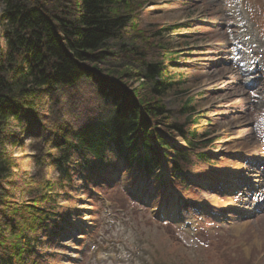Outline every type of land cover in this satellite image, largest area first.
I'll return each mask as SVG.
<instances>
[{"label":"trees","instance_id":"16d2710c","mask_svg":"<svg viewBox=\"0 0 264 264\" xmlns=\"http://www.w3.org/2000/svg\"><path fill=\"white\" fill-rule=\"evenodd\" d=\"M144 7L143 0H0V264H42L40 252L74 217L63 202L77 176L89 182L122 171L130 185L164 195L162 158L173 186L185 183L192 157L209 158L197 150L207 135L174 121L164 102L187 83L165 40L174 27L147 35L138 22ZM156 47L162 58H149ZM181 112L196 113L192 97ZM176 135L185 148L172 144ZM25 136L30 159L57 176L20 168L15 149Z\"/></svg>","mask_w":264,"mask_h":264},{"label":"rangeland","instance_id":"374dc122","mask_svg":"<svg viewBox=\"0 0 264 264\" xmlns=\"http://www.w3.org/2000/svg\"><path fill=\"white\" fill-rule=\"evenodd\" d=\"M143 1L139 28L150 36L174 27L165 40L187 81L164 102L174 121L207 135L197 150L209 158L192 157L185 183L164 195L130 185L122 171L98 181L77 176L63 202L74 217L40 252L42 264H264V178L254 182L264 172V0ZM151 50L149 58H162L161 48ZM188 97L196 106L190 117L181 112ZM169 139L186 147L179 135ZM23 140L20 168L57 176L30 159L31 139ZM161 164L157 171L173 181ZM160 209H174L175 222L156 217Z\"/></svg>","mask_w":264,"mask_h":264},{"label":"bare ground","instance_id":"6f19581e","mask_svg":"<svg viewBox=\"0 0 264 264\" xmlns=\"http://www.w3.org/2000/svg\"><path fill=\"white\" fill-rule=\"evenodd\" d=\"M241 80V79H240ZM240 82H242V81H240ZM248 82H250V81H248ZM243 83V82H242ZM251 84V83H250ZM240 170H243V169H240ZM260 170H262V169H260ZM260 170H258L256 173V175H255V183H260L261 182V179L262 178H264V172H261ZM223 180H224V182H226V185H228V184H233V180H232V178H230V177H223ZM242 181V180H241ZM248 204V202L246 201H244V200H242V202H241V204H239V205H237V207H240V208H242L241 210H246V205ZM159 211V214H161V216H164V217H169V218H172V219H174L176 216H175V214H176V212H175V210L173 209V210H171V211H168V212H166V211H164V210H158Z\"/></svg>","mask_w":264,"mask_h":264},{"label":"water","instance_id":"95a60500","mask_svg":"<svg viewBox=\"0 0 264 264\" xmlns=\"http://www.w3.org/2000/svg\"><path fill=\"white\" fill-rule=\"evenodd\" d=\"M0 19H1V13H0Z\"/></svg>","mask_w":264,"mask_h":264}]
</instances>
